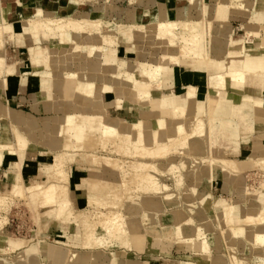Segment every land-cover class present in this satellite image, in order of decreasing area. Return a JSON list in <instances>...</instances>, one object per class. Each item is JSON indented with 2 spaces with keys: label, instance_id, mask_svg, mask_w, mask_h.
Segmentation results:
<instances>
[{
  "label": "bare ground",
  "instance_id": "obj_1",
  "mask_svg": "<svg viewBox=\"0 0 264 264\" xmlns=\"http://www.w3.org/2000/svg\"><path fill=\"white\" fill-rule=\"evenodd\" d=\"M66 1V4L55 9L45 12L38 8L32 16L19 19L23 37L15 42L21 44L23 38L30 35L35 42L28 48L31 65L59 67L61 70L55 73L58 77L55 85L72 95L77 93L81 98L74 108L85 111L96 108L98 113L64 112L57 119L55 129L46 123L43 131L39 130L37 121L28 116L18 117L14 124L8 126L0 115V159L7 153L15 156L14 166L18 175L10 189L0 190V211L6 212L15 196L29 193L33 201L37 200L36 203L40 201L54 205L53 210L46 211L53 220L69 226L75 223L77 229H73V235L79 236L80 246L86 250L72 251L52 244L42 252V241L39 239L29 248L18 252L16 262L13 260L12 264H46L45 257L49 258L47 262L51 264H119L114 262L118 252L106 249L114 243L129 247L132 237L141 229L149 235V247L153 251L165 250L167 245L182 239L185 241L177 244L179 248L200 253L201 261L211 264L212 250L217 246L218 237L207 227V222L214 220L217 227H221L222 244L227 249V252L216 257L219 264H264V179L256 192L246 187L239 196L242 202L238 201V205L215 200L214 211H222V215L216 219L207 216L206 220H196L202 203L194 199L197 191L195 185L189 186V193L174 200L171 192L172 187L179 192L187 191L184 188L186 180L192 175H203L205 170L210 179L209 174L215 166L228 174L224 182L226 185L242 171L240 164L222 156L220 152L224 149V141L238 147L239 128H244L241 118L247 115L243 110L255 111L254 117H246L247 123L243 125L252 128L257 121L264 132V97L254 95L264 93V38L255 48L247 44L249 37L258 35L252 28L246 26L244 35L238 41H232V33L223 32L228 27H221L230 13L250 17L251 10L263 11L264 0H188L195 3V10L170 8L173 0H150L152 10L139 16L135 5L124 11L108 0ZM203 16L207 18L200 21ZM8 26L12 27L7 21V8L0 4V74L5 82L7 74L11 70L15 72L18 65L21 70H26L24 63H17L13 68L6 67L4 47L5 28ZM177 27L179 31L174 34L173 29ZM41 37L50 41L45 49L39 43ZM133 39L138 43H131ZM119 41L133 47L128 53L143 59L134 63L120 60L116 53ZM222 48L227 49L225 54H221ZM180 65L206 71L207 88L203 99L196 98V86L192 85L185 86L179 95L169 93L167 96L161 94L153 97L155 89L160 91L167 81H171L172 67ZM66 68L76 70L63 73ZM211 68L216 71L213 75H217L214 83L208 74ZM97 82L100 85L98 90L112 93L114 99L103 102L99 97L85 102L84 99L92 97ZM229 89L240 93L238 101L228 98ZM129 93L133 96L127 97ZM133 100L146 108L142 114L145 118L154 112L160 115L159 121H155L154 128H157L154 132L151 125H145V121H142L145 120L143 117L130 115L138 113L127 109L126 105ZM112 105L131 119L121 123L120 117H108L106 109ZM66 107L71 109V103ZM20 124L29 130H21ZM35 130L39 137L33 140L46 146L49 152L44 153L50 160L43 175L44 180L24 185L21 167L29 145H32L29 137L33 136ZM263 132L260 136L264 137ZM96 138L102 146L108 143L113 146L114 152L135 159L134 165L126 169L125 163L113 161L110 156L101 161L95 157L97 164L104 163L105 172L72 179L67 164L76 156L75 149L92 147L90 143L92 145V139ZM260 150L263 154L264 147ZM261 154L248 156L246 161L264 170V155ZM107 171L109 176H106ZM118 173L120 175L117 177ZM167 176L174 177L173 183L161 180ZM132 179L137 180V187L142 188L139 190L147 196L138 195L124 204L117 202ZM74 186L88 192L87 205L91 209L96 210L102 204L97 198L98 193L115 196V203H105L114 208L105 213L94 214L93 211L94 215L87 214L85 208L77 209L71 189ZM123 205L128 206L126 213L121 209ZM160 205L163 206L162 211ZM132 209L137 212L131 213ZM4 219V216L0 217V235L3 234ZM170 222L174 223L173 229H170ZM189 227H193V231H189ZM239 235L252 238L255 262L237 255ZM8 244V248L0 251L14 249L23 242L9 240Z\"/></svg>",
  "mask_w": 264,
  "mask_h": 264
},
{
  "label": "crops",
  "instance_id": "obj_2",
  "mask_svg": "<svg viewBox=\"0 0 264 264\" xmlns=\"http://www.w3.org/2000/svg\"><path fill=\"white\" fill-rule=\"evenodd\" d=\"M32 2V3H31ZM66 0H0V4L7 8V21L12 24V27L5 28V47H4V57L7 68H13V65L17 63H24V68L26 70H21V67L18 65L16 71L13 72L11 70L6 76V82L4 81V76L0 74V115L4 118V122L6 125L11 126L10 123L14 124L18 117L28 116L38 123L39 130L45 129V124L49 123L48 126H51L52 129L56 128L58 124L57 119L64 114V112L70 113H88V114H97L98 111L95 109L83 110L74 108L75 105L81 102V98L79 94H70L65 89H59L55 84L58 77L56 76V72L61 70L59 67L55 65H37L32 66L29 61L28 48L35 44L33 38L30 35H26L21 44H17L15 40L23 37V33L20 30V26L18 24L19 19L27 18L32 16L36 9H41L43 11L51 10L57 8L56 6H60L62 4H66ZM150 0H146V3L149 4L150 10H152V5L150 4ZM6 3V4H5ZM139 3V2H138ZM137 3V4H138ZM57 4V5H56ZM136 4V8H138L137 12L139 15L144 14L148 10L142 9V0L140 5ZM172 4V3H171ZM11 5V6H10ZM138 6V7H137ZM17 7V8H16ZM122 7L123 10L127 11L131 8L128 6H119ZM132 7V6H131ZM177 6L170 5V8H176ZM22 8V9H21ZM25 8V9H24ZM29 8V9H28ZM80 8H83L80 7ZM12 9V10H11ZM9 10V11H8ZM26 12V13H25ZM118 15V14H116ZM125 15V14H124ZM232 16H243L249 22V17L242 14L232 13ZM13 19V20H12ZM139 22V20H137ZM13 35V37H11ZM40 45L45 49L50 45V41L44 37L40 39ZM133 47L128 43H123L119 41L116 44L117 55L121 58H131L134 59L137 57L135 54L128 53L129 49ZM227 49L222 48L221 54H225ZM2 51L0 50V54ZM15 60V61H14ZM12 65V66H11ZM53 67V68H52ZM45 68V69H44ZM50 68V69H49ZM47 69V70H46ZM74 71L75 68H68L63 72ZM19 73V74H18ZM206 79V80H205ZM53 81V83H52ZM97 86L94 89V93L91 98L84 99L85 102H89V100L94 101L100 97V100L103 102H108L114 99V95L112 93H107L103 91H99V83H95ZM99 85V86H98ZM192 85L196 86L197 96L196 98L202 100L204 97V93L207 85V73L204 70L193 69L191 66L180 65L172 67V79L171 81H167L165 83L162 90H154L153 97L163 95L167 96L169 93H173L174 95H179L183 93L185 86ZM56 88V89H55ZM59 89V90H58ZM62 91V92H61ZM79 93V92H78ZM78 95V96H77ZM228 98L232 101H238L240 99V93L236 91H231L230 89L227 92ZM254 95H263L264 93H254ZM133 96L131 93L127 95V97ZM111 98V99H110ZM83 101V102H84ZM61 102V103H60ZM129 101V104L126 105L127 109L130 111L135 110L136 115L132 112L130 114L132 117L135 116L140 121H145V125H151L153 131L156 130L155 121H159L161 118L157 112H154L150 116L146 118L142 115L145 112V107L143 105L137 104V102ZM71 103V109L66 106ZM131 107V108H130ZM153 110V108L151 107ZM107 115L111 119L115 117H120V122H125L128 116H124L119 113L116 109L115 105L108 106ZM247 112L244 119L241 118V126L239 128V144L238 147H234L227 141H224V149L220 152V154L227 158L235 159V162L239 165L242 171L231 178V180L226 184H224L226 180V176L224 171L215 166L213 168V172L209 175L211 178H208L207 171L206 173L198 174L197 176H190L188 180V186L195 185L197 188V199L200 201L201 206L199 207V213L196 215V220H206L207 216L212 217V219H216L217 216L220 217L222 215V211L217 210L214 211V201L224 203L229 201L230 203H235L238 205V201L242 202L241 193L247 187V179L249 178L250 171L252 168H248L250 166L249 163H246L248 156H256V153H260L264 147V137L260 136L262 129L257 124V121L253 124V127H247V125H243L246 122L247 118L254 117V110H243ZM111 114V115H110ZM120 115V116H119ZM123 117V118H122ZM247 117V118H246ZM150 120V121H149ZM240 120V118H239ZM253 120V119H252ZM123 121V122H122ZM148 121V122H147ZM8 122V123H7ZM20 129L23 131H28L29 128L25 127L24 124H20ZM54 126V128H53ZM264 133V132H263ZM39 137V133L37 135V130L34 131L33 136L29 137L30 140V148L27 150V155L24 157V161L21 167V176L24 185H29L30 182L34 179L38 181L44 180L43 177L39 178L42 171L41 165L44 164V168L46 169L47 162H49V158L44 152L47 148L44 145H40L37 143V139ZM35 138L36 140H33ZM64 143V140H63ZM227 145V146H226ZM87 149L75 150L76 156L72 157L67 167L69 169V173L72 179L78 180L89 177L91 174L102 173L105 172L106 168L104 167V163L97 164L95 162V157L101 161L107 155L104 156H95L94 153L96 149L100 148V144L98 142H94ZM232 146V147H231ZM34 152V153H33ZM227 152L231 155L227 156ZM83 155V156H82ZM15 156L10 153L5 154L4 158L0 159V190L5 191L11 188L17 181V173L14 166ZM94 161V162H93ZM239 162V163H238ZM92 165V166H91ZM103 166V167H102ZM246 167V168H245ZM97 168V169H96ZM15 169V170H14ZM46 171V170H45ZM39 173V175H38ZM44 173V172H43ZM106 176H109V172H106ZM202 173V172H201ZM95 174V175H96ZM120 174H117V177ZM247 175V176H246ZM102 176V175H100ZM105 177V176H102ZM214 179V180H213ZM193 182V183H192ZM77 184V183H75ZM211 186V187H210ZM245 186V187H244ZM199 188V189H198ZM256 188V187H255ZM73 191L74 204L77 209H83L87 207V193L82 189L76 188L75 186L71 188ZM256 194V193H255ZM99 195V193L97 194ZM249 197V195H248ZM221 199V200H220ZM264 203V202H263ZM238 207V206H237ZM208 209V210H207ZM205 210V211H204ZM207 214V215H206ZM214 214V215H213ZM45 224L43 225L46 228L45 235L41 236V244L42 252L46 250L50 245L57 244L62 246L63 248H68L72 251H85L86 248L80 246L79 236L75 237L73 235V231L77 229V225L74 223L69 226V224L59 222L58 220H44ZM153 225V224H152ZM216 220L207 222V227H209L210 231L215 233L218 237L217 246H215L212 250V263L211 264H219L217 262L216 257L221 255L222 253L227 252V249L223 247V239L220 234V228L217 227ZM224 225H222L223 227ZM215 227V228H214ZM214 228V229H213ZM74 229V230H73ZM193 231V227H189L188 230ZM72 230V231H71ZM50 234L53 235V239L50 240ZM75 234V233H74ZM140 236V238H139ZM237 255L245 256L250 261L256 259V255L254 254V249L252 247V238L250 236L241 237L237 236ZM132 242L129 243L130 246H120L121 244L114 243L109 249L113 252H118L116 261L119 264H186V262H194V264H205L201 261L202 256L200 253H195L188 248H179L176 243L171 245H167L165 250H156L153 251L150 247V238L149 235H146V232L140 230L137 234L132 237ZM247 242H246V241ZM240 241V243H239ZM67 245V246H66ZM70 245V246H69ZM132 245V246H131ZM250 246V247H249ZM73 247V248H72ZM119 247V248H118ZM244 247V248H243ZM126 248V249H125ZM129 248V249H128ZM148 248V249H147ZM131 249V250H130ZM243 249V250H242ZM135 250V251H134ZM239 251V252H238ZM242 251V252H241ZM197 254V255H195ZM253 256V257H252ZM252 257V258H251ZM46 264H51L47 260L49 258L45 257ZM56 259V258H55ZM108 259V258H107ZM110 259V256H109ZM255 261V260H254ZM0 264H7L4 262H0ZM188 264V263H187Z\"/></svg>",
  "mask_w": 264,
  "mask_h": 264
},
{
  "label": "rangeland",
  "instance_id": "obj_3",
  "mask_svg": "<svg viewBox=\"0 0 264 264\" xmlns=\"http://www.w3.org/2000/svg\"><path fill=\"white\" fill-rule=\"evenodd\" d=\"M108 1L111 4L113 3V5L115 7H118V6H125V7H127V6L129 7L130 6L131 7V6H134V5L136 6V4L140 0H108ZM196 1H198V0H196ZM140 3L141 2H139L138 4L140 5ZM208 4H210V2H208ZM172 5H173V7L177 6V7L189 8V10L190 9L191 10H195L194 9L195 3L193 1L189 2L188 0L187 1L186 0H178V1L177 0H173L171 6ZM142 6H143L142 9H146L148 11L151 9L149 4L146 3V0H142ZM251 12L252 13H251V15L249 17V22L248 23H246L247 19L245 17H243V16L235 17V16H232V13H230L227 16V21L225 22V24H222L221 27L222 28L228 27L227 31H226V29H223V32L225 34L232 33V41H238L239 37H242L244 35V33L246 31L245 30L246 26L249 27V28H252L253 30H255L257 32L258 35L249 37V39L247 40V44L250 43V45H252L253 47L256 48L257 43L260 44L262 42L263 38H264V18H263L264 10L263 11L262 10H260V11H254V10L252 11L251 10ZM206 18H207L206 16H203V17H201L200 21H204ZM112 21L114 22V20H112ZM250 21H252V22H250ZM178 31H179V27L173 29V33L174 34L176 32H178ZM136 42L137 41L133 39L131 43L134 44ZM131 50H133V48L130 49V51ZM116 53H117V51H116ZM153 54H155V53L153 52ZM118 58H119V56H118ZM119 59L120 60H125V58L123 59L121 57ZM138 59L142 60L143 58L139 57V58H135V60L131 59V58H127L126 60L129 61V63L130 62L134 63L135 61H138ZM148 59H150L149 56H148ZM67 69L68 68H66V70ZM133 69H135V68H132V70ZM69 71H71V70H69ZM69 71H67V72H69ZM209 72L210 73H208V74H210V76H211V82L212 83L216 82L217 81V75H213V74L216 73L215 69L211 68V71H209ZM126 119L128 120V119H131V118L128 117ZM97 138H98V135H97ZM97 138L96 139H92L93 143L97 141L98 144H100V146H99L100 148L96 149V151L94 153L95 156H104V155L110 156L113 161H117L118 163H125L126 169L127 168H131L132 164L134 165L133 162L135 161V159L127 158V157H125V156H123V155H121L119 153L114 152L115 149L113 148V146H111L108 143H107L106 146H109V147L102 146ZM29 148H30V145H29ZM84 149H87V148H84ZM44 152L47 153L49 151H47V149H46ZM44 152H42V153H44ZM226 154H227V156L231 155L229 152H227ZM256 154L260 155L261 152L260 153H256ZM261 155H264V153L261 154ZM130 160H131V163H130ZM231 160L235 161V159H233V158H231ZM246 163H248V162H246ZM248 166H250L248 168H252L253 167V169H252V171H250L249 178L247 179V187L250 188L251 191L256 192V191H258V187L260 186L261 181L264 179V170L259 168V166H257V165L254 166V164H252V163L250 165H248ZM41 167H42V171H40L41 174L39 175V178L43 177L44 173H42V172H45V170L47 169V166H46V169L44 168V164L41 165ZM189 170H190V168L187 169V171H189ZM182 173L183 174L185 173L184 170H182ZM37 179H34L31 182H38ZM161 180L163 182H165V183L171 184V182L173 183V181H174V177L169 176L168 178H161ZM91 182H93V181H91ZM134 187H136V188H134ZM139 188L140 187H137V180L136 179L135 180L134 179L130 180V182L128 183L127 188L122 190V193L119 195L121 200H117V202L120 201V202H122L124 204L126 201L129 202V200L131 198L133 199L134 197H138V195L147 196L146 193H142L143 191H141V190H143V189L140 188L141 190H139ZM184 188L187 191L179 192L175 188H173V187L171 188V192L173 193V196H172L173 200L176 199L178 196L183 197V194L189 193L190 187L188 186V180H186ZM128 193H130V194H128ZM132 194H134V195H132ZM107 196H110V197H107ZM114 197L115 196H113V195L99 194L97 196V198H99V200L102 201V204L96 210H94L93 208L91 209L90 206L87 205V207L85 208V211L88 212L87 214H90V215L97 214V212H99V213L108 212L109 209H113L114 207L113 206H107L105 203L106 202L108 204H113V202L115 203V200L113 199ZM194 197H195L194 199L197 200V191L194 194ZM30 199H31V196H30L29 193L15 196L12 199V202L10 203V206H9L8 210L6 212L0 211V217H3V216L5 217V219H4L5 222L3 223L5 226L3 225V228H2L3 229L2 230L3 234L0 235V250L2 248H4V247H6V248L9 247V244H8L9 240L10 241L11 240L12 241L13 240L14 241H22L23 242L22 245L25 246L24 247V246L20 245V246L14 248V249L11 248V250H7L6 252L0 251V262H4V263H7V264H12L13 260H15V262H16V255L18 254V252H20L23 249L29 248L31 246V244H33L34 242H37L39 239H41V236L45 235L46 228L43 226L45 224L44 220L46 221V220H51L52 219L49 215H47L46 211L53 210L54 205L43 204L40 201H39V203H36L37 200L33 201L31 199L32 201H30ZM95 206H97V205H95ZM100 208H102V210ZM127 208H128V206L121 207V209H123L124 213L127 212V211H125ZM179 208L180 207H178V209ZM159 209L162 211L163 210V206L160 205ZM132 212H137V211L132 209L131 213ZM131 213H129L128 215H130ZM42 221H43L44 224L42 223ZM173 224H171V222L169 223V225L171 226L170 229H173ZM50 236L51 237L49 239L52 240L53 239V235L50 234ZM184 241L185 240L181 239L180 241H176L177 242L176 244L184 243ZM2 255H3V257H2ZM4 258H8V259H4ZM254 260H256V259H254ZM253 262H255V261H253Z\"/></svg>",
  "mask_w": 264,
  "mask_h": 264
}]
</instances>
